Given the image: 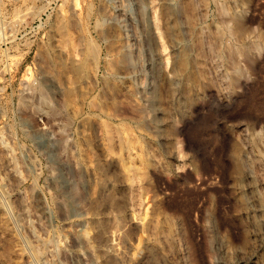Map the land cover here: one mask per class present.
Wrapping results in <instances>:
<instances>
[{
    "label": "rangeland",
    "instance_id": "rangeland-1",
    "mask_svg": "<svg viewBox=\"0 0 264 264\" xmlns=\"http://www.w3.org/2000/svg\"><path fill=\"white\" fill-rule=\"evenodd\" d=\"M250 259L264 0H0V264Z\"/></svg>",
    "mask_w": 264,
    "mask_h": 264
},
{
    "label": "bare ground",
    "instance_id": "bare-ground-1",
    "mask_svg": "<svg viewBox=\"0 0 264 264\" xmlns=\"http://www.w3.org/2000/svg\"><path fill=\"white\" fill-rule=\"evenodd\" d=\"M167 1L169 2V0H167ZM170 1H173V0H170ZM165 2H166V1H165ZM171 4H172V3H171ZM237 23H238V25H239V22H237ZM169 24H170V23H169ZM240 28H241V27H240ZM233 29H234V28H233ZM237 30H239V29H237ZM240 30H241V29H240ZM235 32H236V30H235ZM241 32H242V31H241ZM180 40H181V39H180ZM174 41H175V40H174ZM176 41H177V40H176ZM171 45H173V44L171 43ZM182 46H183V45H182ZM178 47H179V43H176V42H175V43H174V48H178ZM180 47H181V45H180ZM180 47H179V49H180ZM171 48H172V47H171ZM181 48H182V47H181ZM172 49H173V48H172ZM174 50H175V49H174ZM175 51H176V50H175ZM238 52H239V51H238ZM174 71H175V70H173L172 72H174ZM172 72H171V73H172ZM177 72H178V71H177ZM171 76H173V74H172ZM174 77H177V78H178V77H180V76H179V74L175 73ZM174 77H173V78H174ZM181 78H182V77H181ZM28 81H29V80H28ZM174 81H176V80H174ZM178 81H179V80H178ZM26 82H27V81H26ZM174 83H175V82H174ZM174 83H173V84H174ZM178 83H179V82H178ZM26 84H27V83H26ZM26 84H25V85H26ZM173 84H172V85H173ZM29 85H30V84H29ZM46 85H47V84H46ZM175 85H176V83H175ZM42 86H44V85H42ZM176 86H177V85H176ZM46 87H47V86H46ZM44 88H45V86H44ZM44 88H41V90H42V89L44 90ZM47 88H48V87H47ZM37 89H38V88H37ZM37 89H36V90H37ZM43 90H42V91H43ZM174 90H175V89H174ZM33 91H34V88H33ZM38 91H40V90H38ZM47 91H48V90H47ZM34 92H35V91H34ZM36 92H37V91H36ZM41 93H42V92H41ZM42 94H43V93H42ZM179 96H180V95H179ZM44 97H45V96H44ZM44 97H43V98H44ZM41 98H42V97H41ZM179 98H180V97H179ZM176 100H177V98H176ZM43 101H44V103H45V102H47L48 100H46V101L43 100ZM48 103H49V102H47V104H48ZM156 110H158V109H156ZM161 111H162V110H161ZM161 111H160V112H161ZM163 111H164V110H163ZM160 112H159V113H160ZM165 112H166V111H165ZM164 114H165V113H164ZM162 115H163V114H162ZM160 123H162V122H160ZM162 124H163V123H162ZM162 124H161V125H162ZM155 125H157V124H155ZM157 126H158V125H157ZM154 127H155V126H154ZM160 127H161V126H160ZM156 128H157V127H156ZM156 128H155V129H156ZM152 129H154V128H152ZM157 129H158V128H157ZM33 134H35V133H33ZM36 135H37V134H36ZM39 135H40V133H39ZM41 135H42L43 138H44V135H43V134H41ZM32 136H33V135H32ZM33 138H34V137H33ZM34 139H35V138H34ZM36 139H37V138H36ZM39 139H40V138H39ZM45 139H46V138H45ZM37 140H38V139H37ZM42 140H43V139H42ZM42 140H41V143H42ZM38 142H39V141H38ZM41 143H40V144H41ZM43 143H44V141H43ZM43 143H42V144H43ZM42 146H43V145H42ZM65 181H66V180H65ZM59 191H60V189H59ZM62 191H63V190H62ZM60 195H63V192H62ZM63 197H65V196H63ZM249 258H250V257H249ZM253 258H254V257H253ZM244 260H246V259H244ZM257 260H258V259H257ZM262 261H263V260H262ZM262 261H260V262H262ZM247 262H248V264H264L263 262H262V263H258V262H256V261H252V259H250V260L247 261Z\"/></svg>",
    "mask_w": 264,
    "mask_h": 264
}]
</instances>
